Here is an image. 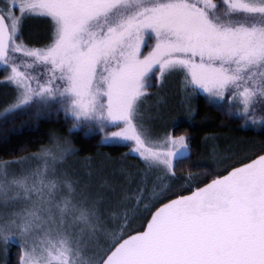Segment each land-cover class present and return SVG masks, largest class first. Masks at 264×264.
I'll list each match as a JSON object with an SVG mask.
<instances>
[{
	"label": "snow or ice",
	"instance_id": "1",
	"mask_svg": "<svg viewBox=\"0 0 264 264\" xmlns=\"http://www.w3.org/2000/svg\"><path fill=\"white\" fill-rule=\"evenodd\" d=\"M35 18L42 39L26 35ZM0 82L5 134L20 117L70 125L0 161V247L16 243V264H264V140L207 137L224 167L178 175L193 148L175 123L203 94L264 135V0H0ZM165 90L179 102L160 114L149 101ZM74 130L128 153L70 171Z\"/></svg>",
	"mask_w": 264,
	"mask_h": 264
},
{
	"label": "trees",
	"instance_id": "2",
	"mask_svg": "<svg viewBox=\"0 0 264 264\" xmlns=\"http://www.w3.org/2000/svg\"><path fill=\"white\" fill-rule=\"evenodd\" d=\"M40 22L37 24L43 30V34L39 36V39H42L47 34V22L43 18ZM31 25L32 28L35 27L36 22L34 21ZM6 88L8 86L0 82V102L11 94V88ZM156 91V89L153 90V92ZM170 100H168V110H164L163 113H168L179 102L178 97H174V95H172ZM195 106L197 112L195 120L190 121L186 116H179V119L175 120V123L178 124L176 134H183L187 130L192 135L193 148L191 163L184 165L183 170L179 171L178 175H187V169H191L198 160L211 163L212 167L217 170H221L224 167V165L221 167L220 163H216L213 160L211 153L213 141L207 140V137H217L218 139L214 143L221 150L227 148L235 141L259 142L264 140V135H261L259 128H241L240 123L226 118L222 112L211 107L206 102L203 94L197 97ZM170 115L176 116L178 114L170 113ZM169 122L171 123L172 121L170 120ZM3 127V125H0V161H9L34 152L39 144L48 143L49 137L53 133L68 136V127L70 125L61 114L58 117L52 116L40 121H29L27 117H20L16 121L14 130H12L11 125L8 126L7 134L3 131ZM68 138L72 141V146L77 150L76 157L79 159H93L115 164L128 153V148L124 145H106L102 143L99 134L87 135L82 131H73ZM25 147L28 149L27 152L22 151ZM127 163L135 164L138 161L134 156H128ZM182 194H189L187 186H185V191ZM16 259L17 246H14L10 252L9 264H16ZM7 260L5 256L3 263L6 264Z\"/></svg>",
	"mask_w": 264,
	"mask_h": 264
},
{
	"label": "rangeland",
	"instance_id": "3",
	"mask_svg": "<svg viewBox=\"0 0 264 264\" xmlns=\"http://www.w3.org/2000/svg\"><path fill=\"white\" fill-rule=\"evenodd\" d=\"M42 18H35L32 20H29L27 22V27H26V35L29 36L32 39H39V36H41V34H43V30H41L39 28V25L37 23H41L40 20ZM36 22V26L32 28L33 22ZM35 29V30H34ZM8 88H10L8 86ZM6 88V89H8ZM157 92V91H156ZM173 95V91L172 90H165L163 92H159L158 95L154 96V98L152 100L149 101L150 105H155L156 107L159 108V112L160 114H164L163 111L164 110H168V100L171 99ZM7 97V96H6ZM164 102V104H163ZM171 102V100H170ZM161 104H163L162 106H164V108H162ZM167 107V108H166ZM258 128V127H257ZM74 131H82L87 135H95V134H99L100 138H101V134L99 132H95V133H88L86 130H74ZM102 142V139H101ZM106 145H122V144H114V143H104ZM85 161H89L90 163L86 164L84 163ZM103 163V161L100 160H93V159H79L78 157L74 156V157H69L66 161H65V168L70 170V171H75L80 173L81 175L86 174L88 171H95L96 169H98ZM221 167L223 166V164L220 165ZM143 219V217H141V220ZM139 226V225H137ZM14 246H17L15 242H10V246L7 252L4 251L3 247H0V264H4L3 260L6 256L7 263L9 264V256H10V252L13 249Z\"/></svg>",
	"mask_w": 264,
	"mask_h": 264
}]
</instances>
